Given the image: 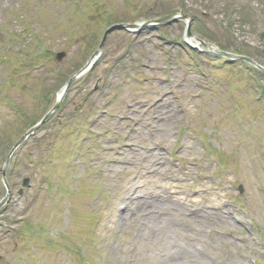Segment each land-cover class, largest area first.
<instances>
[{
    "label": "rangeland",
    "instance_id": "obj_1",
    "mask_svg": "<svg viewBox=\"0 0 264 264\" xmlns=\"http://www.w3.org/2000/svg\"><path fill=\"white\" fill-rule=\"evenodd\" d=\"M168 13L264 66V0H0V200L19 117L54 106L110 25ZM186 27L106 34L12 157L0 264H264V72Z\"/></svg>",
    "mask_w": 264,
    "mask_h": 264
},
{
    "label": "water",
    "instance_id": "obj_2",
    "mask_svg": "<svg viewBox=\"0 0 264 264\" xmlns=\"http://www.w3.org/2000/svg\"><path fill=\"white\" fill-rule=\"evenodd\" d=\"M137 26H139V25H137V24H135V25H132V27H137ZM116 27H128V25H120V26H115V27H113L112 29H114V28H116ZM112 29H110V31L112 30ZM189 35H191V32H189ZM99 50L100 49H98L97 50V52H96V54H98L99 53ZM95 54V55H96ZM219 54H221V55H227V56H232V57H238V58H240V59H243V60H246V61H248V62H250V63H252V64H254V65H256L257 67H259V68H261L262 70H264V68L263 67H261L260 65H258L255 61H253L251 58H248V57H245V56H236V55H230V54H228V53H226V52H219ZM65 54L64 53H62V54H60V58H62L63 56H64ZM91 65V61L84 67V69H82L81 71H80V73L79 74H81V73H83L86 69H88L89 68V66ZM78 74V75H79ZM77 75V76H78ZM77 76H75V77H73L69 82H68V84H67V86H66V88L63 90V92H62V95H61V97H58V100H57V102H56V104H55V106L52 108V110H50V112H48L47 114H46V116L41 120V122H39L38 124H36L33 128H31L17 143H16V145L12 148V150H11V152H10V154H9V156H8V159H7V163H6V166H5V170H4V174L6 173V169H7V167H8V165H9V162H10V159H11V156L13 155V153H14V151L19 147V145L29 136V135H31L36 129H38L39 127H40V125L42 124V123H44V122H46L52 115H53V113L57 110V108L60 106V104H61V102H62V100H63V98H64V96H65V94H66V92H67V90H68V88L70 87V85H71V83L73 82V80L77 77ZM4 178H5V176H4ZM28 183H29V179L28 178H26L25 180H24V185H28ZM8 197L9 196H7L2 202H0V206H2L7 200H8Z\"/></svg>",
    "mask_w": 264,
    "mask_h": 264
},
{
    "label": "bare ground",
    "instance_id": "obj_3",
    "mask_svg": "<svg viewBox=\"0 0 264 264\" xmlns=\"http://www.w3.org/2000/svg\"><path fill=\"white\" fill-rule=\"evenodd\" d=\"M187 38H188V41H189L192 45H200V46H201V43H200L195 37H187ZM187 197H189V196H187ZM195 204H197L196 201H194V204L191 205V208H192L193 210H196V209H197V207H196Z\"/></svg>",
    "mask_w": 264,
    "mask_h": 264
},
{
    "label": "trees",
    "instance_id": "obj_4",
    "mask_svg": "<svg viewBox=\"0 0 264 264\" xmlns=\"http://www.w3.org/2000/svg\"><path fill=\"white\" fill-rule=\"evenodd\" d=\"M223 48H225V47L223 46Z\"/></svg>",
    "mask_w": 264,
    "mask_h": 264
}]
</instances>
